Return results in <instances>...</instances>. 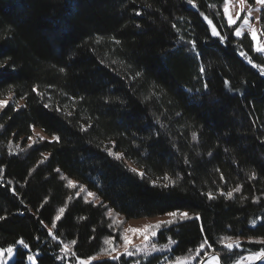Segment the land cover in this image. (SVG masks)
I'll return each mask as SVG.
<instances>
[{
  "label": "trees",
  "instance_id": "obj_1",
  "mask_svg": "<svg viewBox=\"0 0 264 264\" xmlns=\"http://www.w3.org/2000/svg\"><path fill=\"white\" fill-rule=\"evenodd\" d=\"M194 5L0 0V100L11 93L0 109V249L20 238L29 244L15 245L12 264H26L29 254L36 264L102 256L105 239H120L109 209L126 221L176 210L193 218L158 231L156 244L177 241L164 253L91 264H165L176 257L200 264L213 253L234 264L264 248L255 242L264 239V75L240 53L262 65L264 56L248 35L235 38L223 0ZM260 17L264 39V7ZM33 128L50 140L33 144ZM165 175L175 186H161ZM68 179L77 187H67ZM81 185L86 191L77 197ZM237 186L233 198L221 195ZM88 191L96 195L86 202ZM60 207L66 210L53 239L48 228ZM225 236L240 247L224 248ZM72 240L77 255L65 256L61 249Z\"/></svg>",
  "mask_w": 264,
  "mask_h": 264
},
{
  "label": "snow or ice",
  "instance_id": "obj_2",
  "mask_svg": "<svg viewBox=\"0 0 264 264\" xmlns=\"http://www.w3.org/2000/svg\"><path fill=\"white\" fill-rule=\"evenodd\" d=\"M239 6H240V10L235 12V16L230 12V5L232 4V0H223V14L224 17L227 20V24L229 27H232L233 25L237 24V21L240 20L241 18V14L245 12V5L247 3V0H237ZM189 4H193L194 5V0H188ZM256 5L262 6L264 7V0H255ZM260 9L257 8L256 11H259ZM252 13H253V8L252 6H248L247 7V14L243 16V22L235 28L234 31V35L236 37H243L244 35V31L243 29L247 28L248 32L251 36V40L253 41V50L256 53H260V54H264V43H262L260 40H258V31L257 29L253 26L252 23H250V19L252 18ZM140 13H137V15H139ZM205 19L207 20L208 24L211 26V33L213 36H217L220 37V40L223 41L225 39L224 36H221L220 32L217 30L216 25L212 22V20L208 19L207 16H205ZM256 21L259 22L261 20L260 16L255 17ZM173 27H175V25H173ZM262 32H264V30H262ZM116 43H119V41H116ZM190 43L192 44L193 49H195L196 44L194 41H190ZM240 55L244 56L247 60L249 64H252L253 67H256L260 70V74L264 75V65L259 64V63H254L252 58H250L248 56V54L246 52H241ZM2 66V65H0ZM61 72L64 71L63 68L60 69ZM205 71V69L203 67L200 68V72L203 73ZM139 75V74H138ZM229 82L225 81V84L227 85ZM205 88H207V84H205L204 86ZM33 91L37 93V95H42V93H39L37 91L36 88H33ZM9 99H11V93L9 94ZM8 104V100L4 99V100H0V109L4 108L6 105ZM44 107L48 108L50 107L49 104H45ZM59 111V109H57ZM68 115H71V113H68ZM81 130H86L85 128H81ZM33 132H35V129L33 128ZM37 136H39V134H36ZM196 138V134L193 133V139ZM28 139L30 141H32V143H36V139L33 136H29ZM40 140H44L45 137L43 136H39ZM54 141L59 142L60 137L59 136H53L52 138ZM32 145L30 144L29 147H31ZM9 148L11 149V145H9ZM108 151L109 155L114 156L116 159H122V154L118 153V152H113L110 148L106 149ZM47 155H44V159H47ZM43 162V161H41ZM131 172L136 173L137 175H139L141 178L144 177L145 173L142 171H138L137 168H130L129 169ZM3 169H0V173H2ZM57 172H59V169H56ZM63 179H66L64 177H62ZM221 179H224L223 176L220 177ZM251 178H255V173L251 174ZM163 181H166L165 183H162L161 186L164 188H168L170 186H175L176 181L172 180L171 177H169L168 175H165L163 177ZM153 186L156 185V181H153ZM67 187L69 188H76L77 187V183L74 182L71 179L67 180ZM240 186H237L236 188H234L232 191H228L227 193L221 192V195L226 196V198L231 199L233 198V192H239ZM13 193L15 194V189L12 190ZM86 189L83 185L80 186V190L76 193V196L79 197L81 192H85ZM95 193L88 191L87 195L84 197L85 201L87 202L88 199L90 197H95ZM207 196L209 199H214L215 197L213 196V194L211 192L207 193ZM46 202V201H45ZM65 207H60L58 210V213L56 214L55 218L52 220L51 222V227L48 228V234L50 236H52L53 239H56V235L53 232V229H55L57 227V222L61 220L62 216L65 213ZM107 215L109 217L113 218V224H122L123 221H118L115 219L116 216H118V213H114L111 209L108 210ZM166 215L168 217H170V219L168 220H161L158 221L154 224H147L145 225L142 229H137V228H129L124 230L121 234H120V239L123 241L122 244V253H118V249L116 247H114V240L113 238L109 237L107 239L104 240V244L108 245L107 248H103L101 249V255L107 256L113 260H118L120 258V255H125V256H133L136 254V252H145L146 254H151L154 252H160V251H164L165 249L169 248V245H174L177 243L176 240L172 239L171 237L168 238V243L167 244H163L160 245L159 247L157 246L156 243H151V247H148V242H150L152 240V238L157 236L158 231L165 226L171 225L177 221H183V220H187V219H192L193 217L187 212V211H170L168 213H166ZM6 219V217L0 216V220ZM83 219V217L81 218ZM195 219L199 220L201 219V217L199 216V214H196ZM41 223H43V221H41ZM253 225L256 224V221L253 220L251 222ZM45 227H47V225H45ZM128 233H132V234H139L140 236L143 237V241L144 243V247H139L133 244V239L132 236L129 235ZM261 245H264V239H260L258 241H255ZM77 242L75 240L69 241L68 243L63 245V248L61 249V251L65 254V256H67L68 254H71L72 256H76L77 254L72 250V246L75 245ZM221 245L228 249V250H232L234 248H238L240 247V241L239 239L233 240L231 236H225L222 238V240L220 241ZM208 244L207 239L204 240L203 243H201L197 248H196V255L199 256L200 253L205 249V246ZM15 245H22L24 249H28L29 248V244L25 242V240L23 238H20L18 240L15 241L14 245H9L6 249H0V260H3L4 254L5 252H7V254L9 255V257L12 256L13 251H14V247ZM135 248V252L132 251V249ZM191 252V249L189 250ZM113 253H118L117 255H113ZM29 260L33 261V264H35V260L36 258L33 256H28L27 257ZM195 257H192V259H194ZM98 257L93 256V257H89L88 259H79L78 258V264H91V261L93 260H97ZM244 258H241V260L238 262V264H242V260ZM246 259H248L250 262L251 261H256V260H260V259H264V248H262L259 252H256L254 254L249 255ZM136 264H138V262H136ZM169 264H190V259L188 257H176L175 261H170ZM203 264V262H202ZM209 264H221V257L217 256V255H212L210 257L209 260Z\"/></svg>",
  "mask_w": 264,
  "mask_h": 264
},
{
  "label": "rangeland",
  "instance_id": "obj_3",
  "mask_svg": "<svg viewBox=\"0 0 264 264\" xmlns=\"http://www.w3.org/2000/svg\"><path fill=\"white\" fill-rule=\"evenodd\" d=\"M249 5L252 6V8H253L252 18L250 19V23H252L253 26L258 31V40H260L262 43H264V39L261 36L260 21L257 22L256 19H255V17L260 16V12L262 10V6L256 5L255 0H247V3L245 5V12L241 14V18H240V20L237 21V24L236 25H233L232 27L234 28V31H235V28L238 27L243 22V16L247 14V7ZM257 8H259L260 10L259 11H256ZM239 10H240V6H239L237 0H232V4L230 5V12L235 16V12H237ZM225 20H226V18H225ZM243 31H244V35H248L250 37V39H251V36H250V34L248 32V29L245 28V29H243ZM235 38L241 39L242 37H236L235 36ZM252 45H253V41H252ZM258 54H260V53H258ZM260 55L264 56V54H260ZM37 133L39 134V136L45 137L44 140H50V138L46 134H44L42 131H40L39 129H35V132L32 131V136L36 140H40L39 139V136L36 135ZM88 200H94V198L93 197H90ZM95 202H96V200H95ZM111 219L113 221V218L112 217H111ZM115 219L118 220V221H123L122 224H114L115 227L118 229L119 235H120L126 229H129V228L142 229L147 224H154V223H156L158 221H161V220H165L166 221V220L170 219V217H168L167 215H165V216L156 217V218H142V219H134V220H127L126 221L123 218L116 216ZM128 234L132 236L133 244L134 245L139 246V247H144V243L145 242L143 241V237L142 236H140L139 234H132V233H128ZM151 243H156L155 242V237L152 238V240L150 242H148V247L149 248L151 247ZM122 244H123V241L121 239H119L117 241V244H114L113 245L114 247H116L118 249V253H122V251H123ZM157 246L159 247L160 245L157 244ZM167 250L168 249H165L164 251L154 252V253H164ZM132 251L135 252V248H133ZM118 253H113V255H117ZM154 253H151V254H154ZM151 254H146L145 252H136V254L133 255V256H131V257L134 258L135 256H142V257H145L146 258L147 256H149ZM209 255H211V254H209ZM249 255H251V254H248V255H246V256L243 257L244 259L242 260V264H254L256 261H258V260H256V261H251L250 262L248 259H246ZM29 256H33V257L36 258V255H34V254H29ZM121 256H125V255H120V257ZM206 256H208V255H206ZM127 257H129V256H127ZM105 258H109V257L102 255V256H99L97 260L91 261V263L94 262V261H98V260L105 259ZM188 258L190 259V264H192L193 263L192 259L190 257H188ZM109 259H111V258H109ZM14 260H15V251H13V254H12L11 257H9V255L7 254V252H5L4 257H3V260H0V264H12V262ZM260 260H261L260 264H264V259H260ZM172 261H175V259L172 260ZM239 261L235 262L234 264H238ZM26 264H33V261L32 260H29L27 258L26 259ZM35 264H36V260H35ZM75 264H78V260H76ZM134 264H136V263H134ZM159 264H163V261L160 262ZM165 264H169V262H167ZM196 264H198V263H196Z\"/></svg>",
  "mask_w": 264,
  "mask_h": 264
},
{
  "label": "water",
  "instance_id": "obj_4",
  "mask_svg": "<svg viewBox=\"0 0 264 264\" xmlns=\"http://www.w3.org/2000/svg\"><path fill=\"white\" fill-rule=\"evenodd\" d=\"M212 255H217V254L213 253V254H211V255L206 256V257L203 259V261H202L203 264H206V263L209 261V259H210V257H211ZM202 262H201L200 264H202ZM260 262H261V260H258V261H256L254 264H260ZM221 264H223V263L221 262Z\"/></svg>",
  "mask_w": 264,
  "mask_h": 264
},
{
  "label": "bare ground",
  "instance_id": "obj_5",
  "mask_svg": "<svg viewBox=\"0 0 264 264\" xmlns=\"http://www.w3.org/2000/svg\"><path fill=\"white\" fill-rule=\"evenodd\" d=\"M206 264H209V262H207Z\"/></svg>",
  "mask_w": 264,
  "mask_h": 264
}]
</instances>
